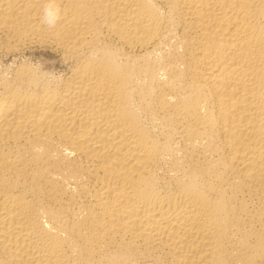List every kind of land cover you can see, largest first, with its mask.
<instances>
[{"label": "bare ground", "instance_id": "6f19581e", "mask_svg": "<svg viewBox=\"0 0 264 264\" xmlns=\"http://www.w3.org/2000/svg\"><path fill=\"white\" fill-rule=\"evenodd\" d=\"M0 56V264H264V0H0Z\"/></svg>", "mask_w": 264, "mask_h": 264}, {"label": "rangeland", "instance_id": "374dc122", "mask_svg": "<svg viewBox=\"0 0 264 264\" xmlns=\"http://www.w3.org/2000/svg\"><path fill=\"white\" fill-rule=\"evenodd\" d=\"M38 53H41V52H38ZM38 53H36V54H38ZM2 59V60H1ZM8 61V62H7ZM11 64V60L10 59H5V58H3V56H0V67L3 69V67L2 66H4V68L7 66V65H10ZM4 64V65H3ZM7 64V65H6ZM1 68H0V70H1Z\"/></svg>", "mask_w": 264, "mask_h": 264}]
</instances>
